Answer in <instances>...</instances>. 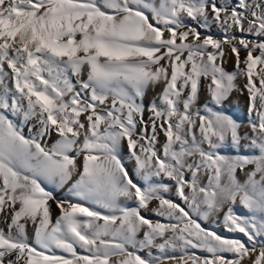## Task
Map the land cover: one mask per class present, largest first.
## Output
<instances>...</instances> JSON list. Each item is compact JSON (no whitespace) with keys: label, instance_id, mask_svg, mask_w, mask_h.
<instances>
[{"label":"snow or ice","instance_id":"snow-or-ice-1","mask_svg":"<svg viewBox=\"0 0 264 264\" xmlns=\"http://www.w3.org/2000/svg\"><path fill=\"white\" fill-rule=\"evenodd\" d=\"M0 264H264V0H0Z\"/></svg>","mask_w":264,"mask_h":264},{"label":"crops","instance_id":"crops-1","mask_svg":"<svg viewBox=\"0 0 264 264\" xmlns=\"http://www.w3.org/2000/svg\"><path fill=\"white\" fill-rule=\"evenodd\" d=\"M228 66H230L231 68H228ZM227 69H234V62H232V63H229L228 65H227ZM235 94V93H234ZM237 95H239V93H236ZM242 97V98H241ZM244 97H246L247 98V95H246V93H245V96L243 95V96H241V95H239L237 98L235 97V95H233V100H238V102H239V104L237 105V104H232V106L229 108V112L230 113H232L233 115H237V113L239 112V110H240V108H242V101H243V99H244ZM245 113H246V117H244V120L243 121H245L246 122V120H247V104L245 105ZM238 116V115H237ZM239 117V116H238ZM237 118V117H236Z\"/></svg>","mask_w":264,"mask_h":264},{"label":"rangeland","instance_id":"rangeland-1","mask_svg":"<svg viewBox=\"0 0 264 264\" xmlns=\"http://www.w3.org/2000/svg\"><path fill=\"white\" fill-rule=\"evenodd\" d=\"M228 68H231L230 66H228ZM229 71H232L233 69H228ZM150 94H152V95H154V93H150ZM149 96V95H148ZM152 98H148L147 97V99H146V102L147 101H150ZM246 101H247V98L246 97H244V99H243V101H242V108H240V110H239V112L237 113V115L239 116H237V115H235L239 120H241V121H243L244 120V117H246V113H245V105L247 104L246 103ZM239 104V103H238ZM244 116V117H243Z\"/></svg>","mask_w":264,"mask_h":264},{"label":"bare ground","instance_id":"bare-ground-1","mask_svg":"<svg viewBox=\"0 0 264 264\" xmlns=\"http://www.w3.org/2000/svg\"><path fill=\"white\" fill-rule=\"evenodd\" d=\"M242 56L244 55L243 53L241 54ZM232 63V62H231ZM235 95V97L237 98L239 95H237L236 93L234 94ZM245 96V95H244ZM153 97V95L152 94H150L149 93V96H148V98H152ZM242 98V97H241ZM238 99V98H237Z\"/></svg>","mask_w":264,"mask_h":264}]
</instances>
